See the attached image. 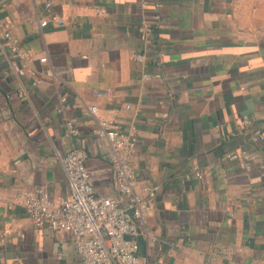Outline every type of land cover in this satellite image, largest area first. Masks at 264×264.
Listing matches in <instances>:
<instances>
[{"label":"crops","instance_id":"0c3cea01","mask_svg":"<svg viewBox=\"0 0 264 264\" xmlns=\"http://www.w3.org/2000/svg\"><path fill=\"white\" fill-rule=\"evenodd\" d=\"M6 30L56 75H18ZM100 118L136 127L139 186H158L141 264H264V0H0V264H83L71 232L34 225L16 198L41 185L69 197L73 146L96 193L118 196Z\"/></svg>","mask_w":264,"mask_h":264},{"label":"built area","instance_id":"2783aa9c","mask_svg":"<svg viewBox=\"0 0 264 264\" xmlns=\"http://www.w3.org/2000/svg\"><path fill=\"white\" fill-rule=\"evenodd\" d=\"M51 7L52 2L46 1ZM48 19L41 21L47 24ZM142 29L147 30V27ZM149 30V29H148ZM5 43L10 48L9 63L20 76L28 75L37 85L43 76L54 77L55 69L49 64L48 55H41L38 60L41 67L30 65L24 49L13 38L9 30L4 32ZM139 61L144 55L134 52ZM145 78L149 77L144 73ZM20 96L27 94L21 86L17 89ZM69 93L59 96L58 111L63 112ZM127 104V107H130ZM97 104L89 106L96 114ZM133 125L129 131L123 130L112 120L100 118L96 134L108 139L111 147V161L114 168L118 196L100 195L95 191L93 173L86 163L87 154L73 146L61 156V164L68 177L70 196L56 200L44 186L23 190L16 198V203L23 205L36 226L48 225L53 229L72 233L77 251L82 256L83 264H141L138 236L143 232L142 224L150 208V200L157 193V185H141L137 177L132 156L138 142ZM64 131L67 135L79 133L73 118H66ZM253 139L264 140V132L256 129ZM240 152L229 153L228 157H238ZM195 174L203 176L199 165L192 167Z\"/></svg>","mask_w":264,"mask_h":264}]
</instances>
